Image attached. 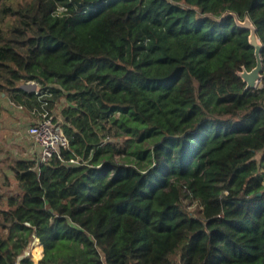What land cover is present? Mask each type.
<instances>
[{
    "label": "trees",
    "instance_id": "trees-1",
    "mask_svg": "<svg viewBox=\"0 0 264 264\" xmlns=\"http://www.w3.org/2000/svg\"><path fill=\"white\" fill-rule=\"evenodd\" d=\"M1 92L68 145L10 164L0 264H264V0H0Z\"/></svg>",
    "mask_w": 264,
    "mask_h": 264
},
{
    "label": "rangeland",
    "instance_id": "rangeland-1",
    "mask_svg": "<svg viewBox=\"0 0 264 264\" xmlns=\"http://www.w3.org/2000/svg\"><path fill=\"white\" fill-rule=\"evenodd\" d=\"M8 93V92H5ZM4 98V97H1ZM62 104L58 105L53 114L55 116H58L60 106ZM1 110V109H0ZM6 111L1 110L0 111V117L3 116V119L5 121H8L9 116L5 113ZM26 111H19L15 115L16 117L13 118L15 121V131L9 133L10 129L5 128L6 130L0 131V141H4L3 144H0V206H6V197L11 193H16L18 191V182L10 169V164L18 157H26L25 156V146L30 144L31 138L29 137V134L27 133V126H25L24 122H20V117H25ZM39 115V114H38ZM9 118L11 121L12 119ZM9 121V122H10ZM2 132V133H1ZM18 132V134L16 133ZM5 133V134H4ZM16 133V134H15ZM9 134V135H8ZM11 135H15V139L11 138ZM11 136V137H10ZM1 143V142H0ZM259 155L257 154V157ZM187 207L190 210L196 209L198 206L196 202H190L188 199L183 200ZM5 232L4 229L0 228V233ZM35 240V239H34ZM34 240L31 242L29 247L27 248V253L29 255L30 260L33 264H37V257H35L36 254V244ZM34 254V255H33Z\"/></svg>",
    "mask_w": 264,
    "mask_h": 264
},
{
    "label": "built area",
    "instance_id": "built-area-1",
    "mask_svg": "<svg viewBox=\"0 0 264 264\" xmlns=\"http://www.w3.org/2000/svg\"><path fill=\"white\" fill-rule=\"evenodd\" d=\"M27 133L40 148L38 162H46L55 154L60 156V149L68 145L61 122L54 114L39 113L38 119L27 127Z\"/></svg>",
    "mask_w": 264,
    "mask_h": 264
},
{
    "label": "water",
    "instance_id": "water-1",
    "mask_svg": "<svg viewBox=\"0 0 264 264\" xmlns=\"http://www.w3.org/2000/svg\"><path fill=\"white\" fill-rule=\"evenodd\" d=\"M228 15L233 16L235 23L239 27L248 30V42L254 49L255 64L250 69H247L244 65H242L241 69L237 71V75L245 83V89H255L259 85V82L263 75V61L261 56L263 46L262 41L257 34L255 24L252 22L248 15L240 18L236 12L225 10L218 19L223 20ZM19 88L27 92H38L37 83L34 80H29L19 84ZM27 253V250H25L24 254Z\"/></svg>",
    "mask_w": 264,
    "mask_h": 264
},
{
    "label": "crops",
    "instance_id": "crops-1",
    "mask_svg": "<svg viewBox=\"0 0 264 264\" xmlns=\"http://www.w3.org/2000/svg\"><path fill=\"white\" fill-rule=\"evenodd\" d=\"M1 97H4V98H1ZM0 109L1 110L4 109V111H6L5 113L7 114V116H9V118H11L12 116H14L13 118H15L16 117L15 114L19 111H22V112L26 111L25 117H20L19 121L24 122L25 126H27V127L31 123H33L34 121H36L38 119V114H39V113L35 112L33 109H30L28 107H25L21 104L16 103L14 100L11 99L10 95L8 93H5V92L0 93ZM9 118H8V121H5L3 119V116L0 117V131H3V130L5 131L6 130L5 128L10 129L9 133L12 132L13 130L14 131L16 130L15 124H14L15 121L13 120V118H11L12 120L10 121ZM16 133L18 134V132H16ZM11 136L10 137L13 139H15V137H16L15 135H11ZM30 141H31L30 144L29 145L27 144L25 146V156H27V158H37L39 151H40V148H39L38 144L32 138ZM0 142H1L0 144L4 143V141H0ZM18 158H20V157H18ZM34 242H35L36 248H37L35 257H37L36 261H38V259L42 255V246L36 238H35ZM27 252H29V250Z\"/></svg>",
    "mask_w": 264,
    "mask_h": 264
}]
</instances>
